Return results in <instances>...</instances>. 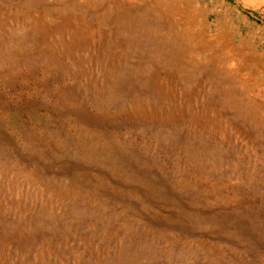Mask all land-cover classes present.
Wrapping results in <instances>:
<instances>
[{
  "label": "rangeland",
  "instance_id": "1",
  "mask_svg": "<svg viewBox=\"0 0 264 264\" xmlns=\"http://www.w3.org/2000/svg\"><path fill=\"white\" fill-rule=\"evenodd\" d=\"M0 264H264V0H0Z\"/></svg>",
  "mask_w": 264,
  "mask_h": 264
},
{
  "label": "bare ground",
  "instance_id": "2",
  "mask_svg": "<svg viewBox=\"0 0 264 264\" xmlns=\"http://www.w3.org/2000/svg\"><path fill=\"white\" fill-rule=\"evenodd\" d=\"M201 47V46H200Z\"/></svg>",
  "mask_w": 264,
  "mask_h": 264
}]
</instances>
